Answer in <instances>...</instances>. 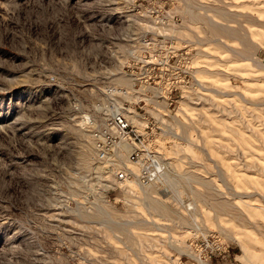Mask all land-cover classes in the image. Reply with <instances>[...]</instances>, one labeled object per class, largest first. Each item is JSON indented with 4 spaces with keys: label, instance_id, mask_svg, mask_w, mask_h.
Wrapping results in <instances>:
<instances>
[{
    "label": "rangeland",
    "instance_id": "obj_1",
    "mask_svg": "<svg viewBox=\"0 0 264 264\" xmlns=\"http://www.w3.org/2000/svg\"><path fill=\"white\" fill-rule=\"evenodd\" d=\"M145 57L193 69L147 109L169 198L92 145ZM211 235V264H264V0H0V264H200Z\"/></svg>",
    "mask_w": 264,
    "mask_h": 264
},
{
    "label": "built area",
    "instance_id": "obj_2",
    "mask_svg": "<svg viewBox=\"0 0 264 264\" xmlns=\"http://www.w3.org/2000/svg\"><path fill=\"white\" fill-rule=\"evenodd\" d=\"M131 73L134 79H138L134 84V92L139 94L138 100L132 105L135 112L128 116L126 112L130 111L125 104L116 106L108 100L100 105L95 115H90L96 159L115 171L116 180L121 186L134 182L141 188H165L163 181L173 175V168L157 148L155 137L162 127L155 117H148L147 109L153 108L150 111L154 110V115L158 116L163 114L160 104H166L168 111L175 107L182 91L191 84L193 69L187 61H173L172 57H145ZM114 95L111 92L107 94L110 99ZM133 115L135 118H132ZM123 145L129 147L125 152L127 162L136 172L119 162ZM199 239H207V243L211 242L214 246L209 244L210 252L202 253L200 264H211L215 251L226 252L221 251L222 242L217 235Z\"/></svg>",
    "mask_w": 264,
    "mask_h": 264
},
{
    "label": "bare ground",
    "instance_id": "obj_3",
    "mask_svg": "<svg viewBox=\"0 0 264 264\" xmlns=\"http://www.w3.org/2000/svg\"><path fill=\"white\" fill-rule=\"evenodd\" d=\"M138 79L137 78H135V79H133V81L136 83V82H138L137 81ZM110 92V91H109ZM111 92H114V90L113 91H111ZM112 94V93H111ZM114 94V93H113ZM116 94V93H115ZM125 94L126 95H128V92H125ZM138 98V97H137ZM138 100V99H137ZM122 108V107H121ZM163 110V111H168L167 109H168V107L166 106V104H164V105H161L160 104V110ZM129 111L130 112H128L129 114H131L132 115V113H134L135 112V110L133 109V107L132 108H129ZM159 115H161V114H159ZM132 118H135V115H133L132 116ZM91 120V119H90ZM162 121H163V118H162ZM93 145V144H92ZM93 148H94V146H93ZM121 152H120V156H119V162H120V164L121 165H124V166H126V164L128 163L127 162V154L125 153L126 151H128L129 150V147L128 146H126V145H123V146H121ZM94 151H95V149H94ZM88 164V163H87ZM103 165V164H102ZM131 166V165H130ZM98 168V167H97ZM96 168V170H98ZM173 168V167H172ZM131 169L132 170H134L135 172H136V170L134 169V168H132V166H131ZM99 171V170H98ZM163 183H164V185H166V187L165 188H163L162 190H161V195L163 196V197H165V198H169L170 197V194H171V191H170V189L172 188V185L170 184V182H169V178L168 177H166L165 178V180L163 181ZM121 184V183H120ZM125 185H127V187H128V189H131V186H138V187H140L137 183H134V182H127L126 184H123V186H125ZM153 187H157V186H153ZM152 187V188H153ZM141 188V187H140ZM145 190V189H144ZM178 195V194H177ZM178 198V197H177ZM176 198V199H177ZM178 200V199H177Z\"/></svg>",
    "mask_w": 264,
    "mask_h": 264
}]
</instances>
